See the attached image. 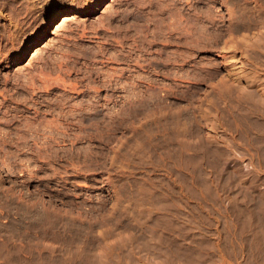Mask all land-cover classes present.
Wrapping results in <instances>:
<instances>
[{
    "label": "rangeland",
    "instance_id": "obj_1",
    "mask_svg": "<svg viewBox=\"0 0 264 264\" xmlns=\"http://www.w3.org/2000/svg\"><path fill=\"white\" fill-rule=\"evenodd\" d=\"M60 2L0 0V264H264V0Z\"/></svg>",
    "mask_w": 264,
    "mask_h": 264
},
{
    "label": "snow or ice",
    "instance_id": "obj_2",
    "mask_svg": "<svg viewBox=\"0 0 264 264\" xmlns=\"http://www.w3.org/2000/svg\"><path fill=\"white\" fill-rule=\"evenodd\" d=\"M65 5L61 4L60 0H50L49 8L53 15L59 12Z\"/></svg>",
    "mask_w": 264,
    "mask_h": 264
},
{
    "label": "bare ground",
    "instance_id": "obj_3",
    "mask_svg": "<svg viewBox=\"0 0 264 264\" xmlns=\"http://www.w3.org/2000/svg\"><path fill=\"white\" fill-rule=\"evenodd\" d=\"M92 7H94V6H92ZM68 15H71V14H66V15H64V16H63L64 18H62L61 23H60L59 25H57L56 28H59V26L65 25L68 21H70L71 19H73L72 16H68Z\"/></svg>",
    "mask_w": 264,
    "mask_h": 264
}]
</instances>
